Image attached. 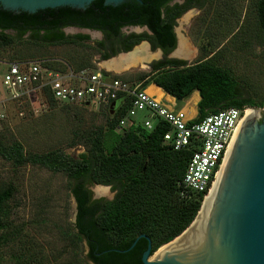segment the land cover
Returning <instances> with one entry per match:
<instances>
[{"label": "trees", "instance_id": "trees-1", "mask_svg": "<svg viewBox=\"0 0 264 264\" xmlns=\"http://www.w3.org/2000/svg\"><path fill=\"white\" fill-rule=\"evenodd\" d=\"M129 0L118 6H107L104 0H94L85 9L59 7L36 13H13L0 8V45L10 46L29 34L28 40L37 43H76L89 40L88 35L67 36L65 27L100 31L103 41L98 42L104 51L103 60L120 52H129L146 41L152 50L165 53L175 45V21L187 10L203 8L205 0ZM255 13L259 31L264 35V0H258ZM146 27L149 33L122 34L126 27ZM13 29L16 37L4 31ZM202 50V49H201ZM1 62V61H0ZM9 61H2L6 63ZM66 74L90 71L85 68L58 70ZM104 77H111L102 72ZM127 83V80L119 77ZM140 89L155 85L176 101L187 100L199 93L197 115L199 122L206 116L226 108L255 107L241 94V85L222 68L210 64V59L186 66L176 60H164L151 65V72L139 76ZM132 84V83H130ZM133 85V84H132ZM38 99L57 103L48 89ZM111 105V104H110ZM104 107L112 116L108 127L91 139V148L77 159L63 152L46 154L23 153L19 143L4 145L0 142V157L17 166L38 165L52 172L64 173L71 182V194L76 202L74 227L79 239L86 242L87 260L92 264H143L142 255L147 241L152 244L151 254L167 245L192 223L199 211L203 195L180 199L179 183L191 152L174 151L165 144L163 136L170 127L156 121L151 130L141 123L130 124L117 130V124L130 107L128 99L117 100L113 109ZM112 113V114H111ZM1 130V129H0ZM112 186L116 196L112 201L90 202L87 185ZM12 197V189L0 190V231L4 229L1 211Z\"/></svg>", "mask_w": 264, "mask_h": 264}, {"label": "rangeland", "instance_id": "rangeland-1", "mask_svg": "<svg viewBox=\"0 0 264 264\" xmlns=\"http://www.w3.org/2000/svg\"><path fill=\"white\" fill-rule=\"evenodd\" d=\"M257 1L205 0L185 26L195 51L187 64L210 59V64L227 71L241 85L243 97L256 105L250 109H264V35L258 29ZM102 55L92 41L44 44L22 39L0 45L1 62L36 61L63 71L81 67L133 85H141L139 76L151 72L108 71L98 64ZM190 99L189 112L196 110ZM2 109L6 120L0 142L19 143L25 155L59 151L77 159L112 119L104 107L62 105L50 99L6 100ZM134 120H151L150 113L138 112ZM87 187L95 200L114 198L109 186ZM10 188L12 197L1 211L5 227L0 231V264H91L86 242L74 227L77 209L66 174L38 165L17 166L0 157V190ZM100 191L102 196L95 198Z\"/></svg>", "mask_w": 264, "mask_h": 264}, {"label": "water", "instance_id": "water-1", "mask_svg": "<svg viewBox=\"0 0 264 264\" xmlns=\"http://www.w3.org/2000/svg\"><path fill=\"white\" fill-rule=\"evenodd\" d=\"M93 1L0 0V4L5 10H21L33 14L38 10L57 7L85 9ZM127 1L129 0H104V4L118 6ZM198 10L197 7L191 8L177 19L174 28L177 47L167 56L170 60L183 59L188 62L195 55L185 36V26ZM130 29H123L122 34L149 33L146 27L136 26ZM65 32L67 36L80 33L88 35L89 40L86 41H92L96 46L103 41L101 32L86 28L66 29ZM161 54L160 49L152 50L149 43L143 41L129 52H120L108 60L101 58L98 64L151 71L152 64L164 59ZM114 106L115 102H112L110 109ZM263 113L264 109H251L247 113L231 137L220 169L204 203L202 201L201 210L181 235L163 246L165 249L161 260L151 261L163 247L151 254L152 244L146 235L137 237L130 248L121 253L131 250L139 239H145L147 249L142 255L143 264H264ZM101 196L99 193L95 194V198ZM190 228L184 246L177 248V243L174 242Z\"/></svg>", "mask_w": 264, "mask_h": 264}, {"label": "built area", "instance_id": "built-area-1", "mask_svg": "<svg viewBox=\"0 0 264 264\" xmlns=\"http://www.w3.org/2000/svg\"><path fill=\"white\" fill-rule=\"evenodd\" d=\"M45 89L62 105L108 107L112 102L128 99L130 107L117 124V130L136 125L134 118L142 111L150 113L151 120L141 123L147 130H151L156 121L167 124L170 130L163 136L165 144L174 151L191 152L178 185L180 199L203 195L204 200L232 135L251 110L249 107L221 109L194 122L182 110H172L140 89V85L106 78L100 71L62 74L36 61H9L0 62V129L6 120L2 109L6 100L38 99Z\"/></svg>", "mask_w": 264, "mask_h": 264}, {"label": "crops", "instance_id": "crops-1", "mask_svg": "<svg viewBox=\"0 0 264 264\" xmlns=\"http://www.w3.org/2000/svg\"><path fill=\"white\" fill-rule=\"evenodd\" d=\"M145 90L147 93L149 92L148 93L149 95L153 96L157 100L164 103L168 108H170L172 110H182L186 114V117L188 119L193 120L196 117V115H197V103L200 100L198 92H194L191 95V99H190V101L195 105L196 110L192 109L189 112L187 100L178 102L173 97L164 93L162 91V89H160L159 87H156L155 85H150Z\"/></svg>", "mask_w": 264, "mask_h": 264}, {"label": "flooded vegetation", "instance_id": "flooded-vegetation-1", "mask_svg": "<svg viewBox=\"0 0 264 264\" xmlns=\"http://www.w3.org/2000/svg\"><path fill=\"white\" fill-rule=\"evenodd\" d=\"M175 2H178V3H182V1H180V0H176V1H174V3ZM0 8L2 9V10H5V9H3V7H2V5L0 4ZM57 8H59V7H57ZM48 9V8H47ZM54 9V8H53ZM6 11H10V12H13V13H20V12H24V11H12V10H6ZM38 11H40V10H38ZM37 12V11H36ZM35 12V13H36ZM27 13V12H26ZM30 14V13H29ZM177 21V20H176ZM176 21H175V24H176ZM75 28H77V27H65V28H63L62 29V31L64 32V34L66 35V29H75ZM127 29H130V27H126ZM126 28H124V29H126ZM174 28H175V26H174ZM174 28H173V34H174V38H175V45H174V47L172 48V50H169L168 52H164L162 49H160V48H156L155 50H157V49H160L161 51H162V57H164V59L162 60V61H164V60H170L169 58H167V56L168 55H170L175 49H176V47H177V36H176V33H175V31H174ZM131 30V29H130ZM94 31H96V30H94ZM6 34H8V35H11V36H13V37H16V35H17V33H16V31L15 30H13V29H8V30H5L4 31ZM98 32H100V31H98ZM143 33H146V32H143ZM81 34V33H80ZM102 34V33H101ZM130 34H138V33H130ZM130 34H128V35H130ZM139 34H142V33H139ZM76 35H78V34H76ZM83 35V34H82ZM25 37H29V34L27 33V34H25V36H23V38H25ZM150 45V44H149ZM151 47V46H150ZM152 49V48H151ZM176 61H179L180 63H182V64H184V65H186V66H189V65H191V64H187V60H183V59H175ZM262 118H264V113H263V117ZM88 186V185H87ZM86 186V188L88 189V187ZM109 187H111V189H112V191L113 192H115V195H114V198H115V196H116V193H117V191L116 190H113V188H112V186H109ZM89 190V189H88ZM89 193H90V191H89ZM102 195V194H101ZM89 197H90V202H93V201H97V200H95V199H93V197H92V195H91V193H90V195H89ZM113 198V199H114ZM112 199V200H113ZM112 200H98V201H101V202H107V201H112ZM77 214V213H76ZM75 220H76V218H75ZM87 246V245H86ZM87 252H88V248H87Z\"/></svg>", "mask_w": 264, "mask_h": 264}, {"label": "bare ground", "instance_id": "bare-ground-1", "mask_svg": "<svg viewBox=\"0 0 264 264\" xmlns=\"http://www.w3.org/2000/svg\"><path fill=\"white\" fill-rule=\"evenodd\" d=\"M102 66L105 68V69H107L108 71H113V72H120V71H123V70H126V69H128V68H123V67H116V66H110V65H103L102 64ZM149 93V92H148ZM251 111V110H250ZM249 111V112H250ZM248 112V113H249ZM104 193V191H100L99 192V194H103ZM206 198V197H205ZM205 198H204V200H205ZM204 200H203V203H204ZM203 203H202V205H203ZM201 208H202V206H201ZM201 210V209H200ZM200 213V212H199ZM199 215V214H198ZM198 217V216H197ZM197 219V218H196ZM196 221V220H195ZM195 223V222H194ZM194 223H193V225H194ZM192 225V226H193ZM192 228V227H191ZM191 228L186 232V234L183 236V237H181V238H179L178 240H176V242H174L175 244H176V246H177V248H179V247H183L184 246V242L186 241V239L188 238V235H189V232H190V230H191ZM175 244L173 245V246H175ZM173 246H171V247H173ZM168 247V246H167ZM163 249H165V247H163L162 249H160V251L159 252H157L152 258H151V261H156V260H161L162 259V253H163Z\"/></svg>", "mask_w": 264, "mask_h": 264}]
</instances>
